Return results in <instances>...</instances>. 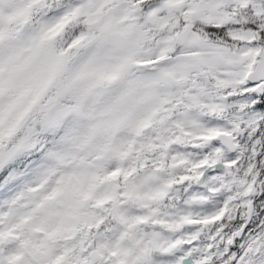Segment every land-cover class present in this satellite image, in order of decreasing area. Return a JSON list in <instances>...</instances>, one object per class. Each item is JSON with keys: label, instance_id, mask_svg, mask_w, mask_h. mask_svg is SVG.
I'll return each mask as SVG.
<instances>
[{"label": "snow or ice", "instance_id": "obj_1", "mask_svg": "<svg viewBox=\"0 0 264 264\" xmlns=\"http://www.w3.org/2000/svg\"><path fill=\"white\" fill-rule=\"evenodd\" d=\"M0 264H264V0H0Z\"/></svg>", "mask_w": 264, "mask_h": 264}]
</instances>
